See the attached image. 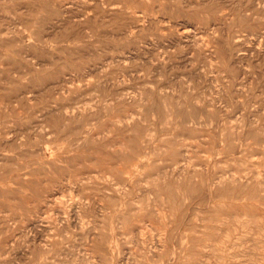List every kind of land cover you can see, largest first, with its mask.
Here are the masks:
<instances>
[{
  "label": "rangeland",
  "instance_id": "obj_1",
  "mask_svg": "<svg viewBox=\"0 0 264 264\" xmlns=\"http://www.w3.org/2000/svg\"><path fill=\"white\" fill-rule=\"evenodd\" d=\"M0 264H264V0H0Z\"/></svg>",
  "mask_w": 264,
  "mask_h": 264
},
{
  "label": "bare ground",
  "instance_id": "obj_2",
  "mask_svg": "<svg viewBox=\"0 0 264 264\" xmlns=\"http://www.w3.org/2000/svg\"><path fill=\"white\" fill-rule=\"evenodd\" d=\"M166 28H167V27H166ZM247 181H248V180H247ZM247 181H246V182H247ZM246 182H245V183H246ZM230 183H231V182H230ZM242 183H243V182H242Z\"/></svg>",
  "mask_w": 264,
  "mask_h": 264
}]
</instances>
